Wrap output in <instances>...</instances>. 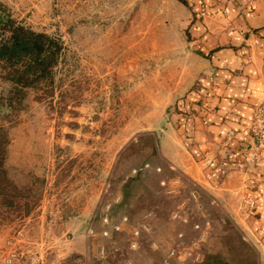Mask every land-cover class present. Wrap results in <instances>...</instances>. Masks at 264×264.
Wrapping results in <instances>:
<instances>
[{
  "label": "rangeland",
  "instance_id": "1",
  "mask_svg": "<svg viewBox=\"0 0 264 264\" xmlns=\"http://www.w3.org/2000/svg\"><path fill=\"white\" fill-rule=\"evenodd\" d=\"M2 2L23 25L61 39L65 52L54 92L28 90L16 109L3 107L11 85L0 79L9 172L34 199L30 215L0 218V264H165L184 229L172 220L183 205L192 222L211 223L202 264H264V237L248 222L239 182L217 180L230 188L223 196L170 163L181 143L177 103L203 65L189 7L179 0ZM147 163L162 174H133ZM162 180H178L181 195H168ZM124 216L129 222L117 233Z\"/></svg>",
  "mask_w": 264,
  "mask_h": 264
},
{
  "label": "crops",
  "instance_id": "2",
  "mask_svg": "<svg viewBox=\"0 0 264 264\" xmlns=\"http://www.w3.org/2000/svg\"><path fill=\"white\" fill-rule=\"evenodd\" d=\"M185 1L203 65L177 103L181 143L170 163L189 181H207L223 196L230 188L217 180L238 181L248 222L264 237V161L249 165L244 156L256 143L253 112L264 100V0Z\"/></svg>",
  "mask_w": 264,
  "mask_h": 264
},
{
  "label": "trees",
  "instance_id": "3",
  "mask_svg": "<svg viewBox=\"0 0 264 264\" xmlns=\"http://www.w3.org/2000/svg\"><path fill=\"white\" fill-rule=\"evenodd\" d=\"M64 52L61 39L23 25L0 0V79L11 85L3 107L22 106L31 89L53 93L55 70ZM8 145L0 126V218L4 219L30 215L34 200L31 189L22 188L10 175Z\"/></svg>",
  "mask_w": 264,
  "mask_h": 264
},
{
  "label": "built area",
  "instance_id": "4",
  "mask_svg": "<svg viewBox=\"0 0 264 264\" xmlns=\"http://www.w3.org/2000/svg\"><path fill=\"white\" fill-rule=\"evenodd\" d=\"M251 137L256 143H252L251 148L245 153V162L249 165H258L264 161V100L263 102L254 108L252 125H251ZM141 173L149 174H162L161 168H154L151 164L147 163L135 169L134 175ZM161 186L171 197H177L181 195L182 189L181 183L178 180L169 182L167 180L161 181ZM185 205L179 208L172 214V220L177 226H182L184 229L178 236V244L167 255L165 264H202L204 261V249L211 235V223L208 220L195 221L190 220L187 213H184ZM105 225L110 224L108 214L103 218ZM129 219L124 216L120 223L114 226V230L117 233L121 232L122 226L127 224ZM188 228V229H187ZM147 229V228H146ZM104 235L108 236L109 231L105 230ZM140 232L137 230L135 233L136 239L140 237ZM154 247L159 250L158 245ZM132 248L136 250L138 248V241L132 244Z\"/></svg>",
  "mask_w": 264,
  "mask_h": 264
}]
</instances>
